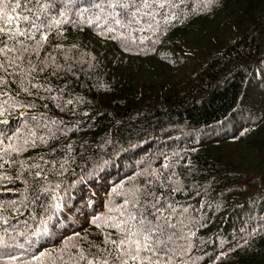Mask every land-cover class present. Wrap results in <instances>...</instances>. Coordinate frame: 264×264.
<instances>
[{
    "label": "trees",
    "instance_id": "obj_1",
    "mask_svg": "<svg viewBox=\"0 0 264 264\" xmlns=\"http://www.w3.org/2000/svg\"><path fill=\"white\" fill-rule=\"evenodd\" d=\"M133 35L138 47L125 51L87 28H66L62 42L78 45L73 56L85 61L73 82L84 103L75 116L49 104L51 115L80 124L48 148L25 154L73 146L67 172L49 176L53 186L61 184L63 205L49 223L53 236L29 251L58 249L73 231L87 236L82 247L100 244L103 237L89 221L105 211L112 186L149 162L160 169L167 156L172 167L163 176L174 171L184 185L173 201L189 209L195 232L190 261L264 264V0H212L207 7L185 0L166 30ZM142 35L148 39L141 42ZM23 179L32 182L27 174L0 182L14 190L0 192V200L28 197L27 207L16 212L5 205L2 214L17 230L31 232L50 196L24 192ZM221 251L226 255L217 260Z\"/></svg>",
    "mask_w": 264,
    "mask_h": 264
},
{
    "label": "snow or ice",
    "instance_id": "obj_2",
    "mask_svg": "<svg viewBox=\"0 0 264 264\" xmlns=\"http://www.w3.org/2000/svg\"><path fill=\"white\" fill-rule=\"evenodd\" d=\"M202 2L207 7L212 0ZM184 3L185 0H0V182L14 183L27 174L32 182L23 179L24 192L32 190L50 196L31 232L17 230L11 217L2 214L5 205L16 212L20 205L27 207L28 197L19 202L0 200V224L12 228L11 233L9 227L0 228V264H196L201 259L188 258L195 232L189 228V209L173 201L184 185L174 179V171L163 176L172 167L167 156L160 169L149 162L112 186L105 211L93 214L89 221L103 237L100 244L88 241V247H82L80 240H87V236L80 237L73 231L63 237L58 249L29 251L40 240L53 236L49 223L63 205L61 184L53 186L49 176L67 172L73 146L69 142L34 156L25 154L48 148L80 124L79 120L69 123L51 115L49 104L60 113L75 116L77 106L84 103V97L73 94V82L79 79L77 65L85 61L82 54L73 56L78 45L65 46L62 42L66 28H87L130 51L138 47L134 33L166 30L178 19ZM139 39L143 42L148 37L142 35ZM57 151L65 155L59 160L45 159ZM13 170L15 176L10 174ZM12 191L0 187V192ZM21 237L23 244L18 242ZM224 255L221 251L216 259Z\"/></svg>",
    "mask_w": 264,
    "mask_h": 264
}]
</instances>
